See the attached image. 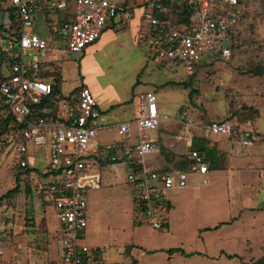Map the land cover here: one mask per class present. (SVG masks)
I'll return each instance as SVG.
<instances>
[{"label":"built area","instance_id":"obj_1","mask_svg":"<svg viewBox=\"0 0 264 264\" xmlns=\"http://www.w3.org/2000/svg\"><path fill=\"white\" fill-rule=\"evenodd\" d=\"M246 1L144 0L139 18L145 30L136 34V42L146 47L150 62L166 61L190 75L203 61L231 57L230 34ZM182 9L189 16L178 22L176 15ZM118 14L128 18L129 9L110 0H0V38L7 43L0 47V117L10 116L16 124L1 155L10 159L7 166L13 178L18 169L38 171L29 178L37 177L33 190L40 205L53 209L60 264H104L97 249L83 244L86 193L100 188L102 168L125 169L134 214L154 230L167 226L171 191L186 189L191 175L200 177L197 186L208 185L207 150L187 151L184 169H156L148 163V157L161 153L152 136L160 122L153 92L139 94L137 117L118 123L117 139L101 144L97 139L100 111L91 91L81 86L64 98L54 95L51 83L38 77L49 64L44 60L49 49L82 52ZM56 41L61 45L57 47ZM180 124L191 139L195 126L187 119ZM200 131L206 140L226 139L242 154L261 142L255 131L236 129L226 119L210 121ZM37 157L46 165L29 164ZM5 231H0V241Z\"/></svg>","mask_w":264,"mask_h":264},{"label":"rangeland","instance_id":"obj_2","mask_svg":"<svg viewBox=\"0 0 264 264\" xmlns=\"http://www.w3.org/2000/svg\"><path fill=\"white\" fill-rule=\"evenodd\" d=\"M233 39L235 49L228 60L215 56L203 61L192 76H187L181 66L157 68L154 66L157 64L151 63L143 76H136L141 77L143 89H152L150 92L156 95L160 122L152 132L155 139H167L172 122L182 113L193 125L205 126L210 121L230 119L235 109L245 110L242 102L262 97L261 105H256L259 101L253 105L264 113V0L244 3ZM6 44V39L0 38V47ZM56 45L61 44L56 41ZM69 53L64 48L56 52L49 49L44 58L50 65L73 68V81L64 80L59 84V93L64 98L71 96L67 95L73 88L85 84L78 54ZM100 66L112 71L101 77L107 80L102 82L101 95L107 96L110 91L117 94L122 91L124 95L121 75H115L116 69L103 62ZM256 70L260 75L254 73ZM91 72L99 76V67L94 66ZM175 72L179 78L190 81V88L175 85ZM122 77L126 80L130 76L124 73ZM163 83L165 86H161ZM190 89L193 90L191 98ZM258 126L264 129V118L258 121ZM103 136L110 140L116 138V133L109 131ZM263 140L261 136L260 141ZM155 158L147 159L153 163ZM161 158L167 162L163 164L166 169H183L173 164L178 160L163 148ZM9 162L5 154L0 155V196L16 186L18 193L10 201L0 203V231L6 230L0 241V264H58V232L53 209L40 205L33 190L37 177H11ZM29 164L46 165L39 157ZM125 176L121 166L104 167L100 188L86 193L87 227L83 244L97 249L102 263L256 264L264 257V209H246L239 191L231 190L223 181L226 177L223 170H212L206 186L187 192L171 191L167 199L172 206L167 226L162 230H154L143 217L134 214L133 194Z\"/></svg>","mask_w":264,"mask_h":264},{"label":"crops","instance_id":"obj_3","mask_svg":"<svg viewBox=\"0 0 264 264\" xmlns=\"http://www.w3.org/2000/svg\"><path fill=\"white\" fill-rule=\"evenodd\" d=\"M115 2H125L131 5H128V7L127 4H123L129 9V17L124 18L122 14L116 15V17L108 23L99 39L94 44L86 47V49L80 53H71L78 54L77 58L81 60V67H79L81 77L85 81V84L81 86L91 91L100 111V117L97 120V125L100 126L97 139L101 144H108L117 139L116 135V138L109 140L103 136V133L115 131V127L118 123L129 121L137 117V96L152 90L143 89L142 82L139 81L141 77H136L139 74L143 76V72L148 69V63L154 65V63L147 59L146 47L136 42V34L145 30L139 18L144 0H116ZM102 62L106 64L107 67L115 68V75H121V79L123 80L122 88L125 91L124 95H122V91H119V94L110 91V93H107V96L101 95V85L105 80L101 79V77L105 76V73L112 72L111 70H103L100 66ZM55 64L51 66L58 73L59 89L60 82L62 83L64 80L73 81V68L64 65L56 66ZM94 66L99 67V76L91 72ZM154 66L157 68L169 66L168 68L172 69V64L169 63ZM63 69L65 70V74L63 73ZM152 69L151 67V70ZM124 73L130 76L126 80L122 77ZM174 75L176 77L174 79L176 86H179L177 83L185 81L184 78L178 77V73L175 72ZM105 82H107V80H105ZM163 85L164 83L161 84V86ZM81 86L73 88L67 96L72 95ZM59 91H61V89H59ZM261 99H263V97ZM261 99H249L250 102H242L247 108L255 110L256 113H251L247 110L238 111L235 109L230 113V119L231 123L237 129L253 130L259 137L262 136L264 138V129L260 130L258 126V121L264 118V113L260 111L257 106L253 105L255 101H259L256 105H261ZM182 114H180L178 120L172 122V132L166 136L167 139L164 137L162 139H156L160 143L161 149H165L166 152L172 153V155L176 157L175 159L178 160V162L173 161V164L186 168V160H184V158L187 151L193 148L194 144L197 146L204 145L205 150L210 151V164L206 175L208 184L212 170H223L226 174L223 181H225L227 187L231 190L239 191L242 203L246 209L252 211L264 209V140L254 145L246 155H242L237 147H234L231 142L224 138L215 137L211 140L204 139L202 131H200V128L204 127V125H194L195 127L190 131L192 138L189 139L182 132V125L180 123L181 120L186 118V116ZM187 145L189 146L188 148H186ZM162 161L160 153V156L156 157L153 163L149 160L148 163L156 169H166L163 166L166 161ZM213 178L217 179V177ZM199 179L200 177L198 175H191L188 181L189 186L184 190L174 192H187L199 188L197 186Z\"/></svg>","mask_w":264,"mask_h":264},{"label":"trees","instance_id":"obj_4","mask_svg":"<svg viewBox=\"0 0 264 264\" xmlns=\"http://www.w3.org/2000/svg\"><path fill=\"white\" fill-rule=\"evenodd\" d=\"M188 16H189V11L186 10V9H182L176 15V19L178 20V22H182L184 20V17H188ZM237 26L232 30V32L230 34L232 53H233V51L235 49V46H234L235 45V41L233 39V36H234L235 29L237 28ZM217 58H219V57H217ZM50 64L51 63H49L47 65H44V68H46V70L44 72H41L38 75V77L41 78V79H44V80H48L51 83L52 87H53L54 95H58L59 96L60 95L59 89H58L59 76H58L57 71L53 67H50L51 66ZM162 64H168V62L165 61V62L160 63V64H157V65H162ZM195 69H194V71L190 75H187V76H192L195 73ZM262 72L264 73V70ZM254 73L256 75H260V73L257 70L254 71ZM189 82L190 81H181V82H179L177 84L178 85H182L184 88H190ZM77 91H79V88L75 92H77ZM192 94H193V90L190 89V91H189V98H191ZM246 110L249 111V112H251V113L252 112L253 113H256V111L253 110V109H251V108H247L246 107L244 111H246ZM226 120H229L231 122V119H228L227 118ZM15 125H16L15 122L13 121V119L10 116H7L5 118L4 117H0V155L7 148L8 144H9V139H10V136H11V132L15 128ZM191 149L198 150L199 151V150H205V147H204V145L197 146V145L194 144L193 148H191ZM207 152H208V163L210 164V151H207ZM184 160H186V155H185ZM183 169H184V167H183ZM31 172L37 173L38 171L36 169L32 170V169H29V168L26 167V168L22 169L21 171H19V169L16 170L13 175L15 176L16 179L21 174L24 175L25 178H28L29 175L31 174ZM17 193H18V186H16L12 190L7 191L4 195L0 196V203L2 204L3 202L5 203V201L6 202L10 201L11 200L10 197L13 196L14 194H17ZM7 206H10L9 203H7ZM263 259H264V257H262L259 261H257L256 264H260ZM58 264H60L59 261H58ZM132 264H137V263L133 261Z\"/></svg>","mask_w":264,"mask_h":264}]
</instances>
